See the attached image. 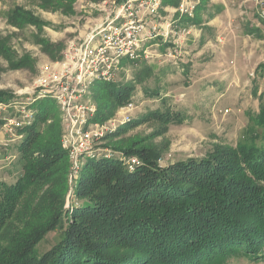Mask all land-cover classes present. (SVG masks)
<instances>
[{"label": "rangeland", "instance_id": "rangeland-1", "mask_svg": "<svg viewBox=\"0 0 264 264\" xmlns=\"http://www.w3.org/2000/svg\"><path fill=\"white\" fill-rule=\"evenodd\" d=\"M73 1L63 0L66 9L64 6L61 9L70 11L63 14L61 9L42 10L39 0H0V40L5 39L9 49L6 56L0 54V92L6 95L0 103L15 106L12 114L15 111H21L20 115L29 114L24 125L12 131V136L4 134L5 129L0 126V185L14 184L24 173L18 149L25 137L20 131L23 127L35 122L36 129L43 132L48 126H56L62 136L64 125L60 111L50 96L41 92L37 80L61 70L60 63L69 43L79 45L95 24L110 18L111 11L120 2ZM186 1L194 5L191 16L175 11L181 0H161L164 9L159 12L160 18L152 20L157 34L142 46V58L134 64L122 62L115 78L103 81L117 90L128 89L129 98L125 103L102 113L100 105L108 103L105 91L95 90L93 86L90 89L95 117L99 116L97 122H114L106 125L102 137L90 143V150L79 156L76 166L72 168L67 159L63 168V226L49 230L14 264H51L55 257L54 264H99L83 249L84 241L79 248L70 242L73 237L82 239V230L89 238L95 237L93 233L97 232V238L122 254L126 264H168L169 260L164 257H153L159 256L155 251L161 248L165 253H172L169 248H185L187 244L190 247L182 252V264L193 261L209 264L214 254L227 247L223 246L227 241L242 239L246 245L255 231L264 235V210L248 221L252 212L246 207L254 203L251 185L262 187L256 180L264 174L258 173L262 166L255 167L249 161L243 163L237 151L240 145L258 148L264 143V126L258 119L264 113V0ZM16 7L31 12L45 25L24 23L21 28L11 25L7 17ZM41 38L60 44L55 59L44 53L38 43ZM23 56L27 58L25 64L15 68L16 58ZM48 98L51 110L43 120H37L35 104ZM128 102L133 104L132 109L121 115L120 107ZM246 156L251 160L252 156ZM101 159L117 161L121 169L131 175L113 186L101 184L95 171L86 168L87 162ZM131 159L135 162L128 165ZM197 161L200 162L196 164ZM252 162L264 163V160L259 158ZM194 168L201 171L200 176L192 174ZM82 173L89 179L93 177L92 185L101 186L91 187L90 191L86 183L79 187ZM206 175H211V185H205L210 181ZM119 179L123 177L119 175ZM132 182L137 183L136 186H130ZM175 184L188 190L186 194L194 188L190 184L198 187L203 184L207 191L228 193L233 204L235 200L242 206L240 215L244 226L238 230L206 216L204 210L191 211L190 216L197 214L201 221L199 224L189 221L187 234L178 230L171 231L170 237L165 236L169 233L166 228L163 236L156 235L155 249L141 243L143 233L139 231L145 227V221L137 223L131 218L139 217L141 211L145 216L152 215L151 208L165 202V196L177 197V189H172ZM26 190L19 194L20 200ZM87 202L93 206L88 209L90 213H75ZM108 203L119 207L118 211L108 210ZM19 204L21 201L6 216H10L7 222L14 226L12 216L19 212L21 219L23 212ZM125 215L129 218H124ZM198 232L201 233L199 244L197 238H191L192 233ZM2 234L0 254L4 230ZM62 236L65 242L61 253L56 247ZM179 237L187 239L186 244L180 245ZM262 238L251 243L249 257H229L223 264H264ZM208 241H213L216 248L212 253L203 254Z\"/></svg>", "mask_w": 264, "mask_h": 264}, {"label": "trees", "instance_id": "trees-1", "mask_svg": "<svg viewBox=\"0 0 264 264\" xmlns=\"http://www.w3.org/2000/svg\"><path fill=\"white\" fill-rule=\"evenodd\" d=\"M38 6L43 10L55 11L61 9L64 4L63 0H39ZM64 9H66L65 6ZM63 10L61 9L63 14H67L68 12H70H67L69 8H67V10ZM9 14L10 15H8L7 17L10 21L9 23L18 28H21L24 23H29L34 26L40 25L41 27L45 25V22H42V20H39V18L35 19L31 12L23 10L22 8L20 9L16 7L12 9ZM38 43L41 44V48L49 58L55 59L57 57L60 44H54L48 39L44 38L39 39ZM7 46L8 44L5 39L0 40L1 55H7V52L9 51ZM26 59L27 58L24 56L18 59L16 58V63H13V66L15 68L22 67L25 64L24 61ZM93 87L95 90L104 89L105 91L104 97L105 100L108 101V103L102 104L103 106L100 105V110L102 113H104L103 111L105 110H112L118 105L125 103V101L129 98L128 89H123L122 91L117 90L110 83L96 82ZM5 97V93L0 92V100L5 99ZM50 101L51 100L49 98L42 99L40 100V102L35 104V107L37 109V120H43L42 117L45 114H49V111L51 110ZM258 119L264 126V113H262L258 117ZM94 120L99 121V116L94 117ZM20 131L22 132V134H25L24 139L18 145V149L21 151L20 160L23 161L22 166L24 173L20 176L16 183L12 185H0V231L3 229L4 225L3 230L5 232V235L3 237L4 242L1 244L2 252L0 254V264H14L21 254L23 255V253H29L33 248V245L37 243L49 230H53L54 228H61L64 224L63 197L65 193V184L63 182V168L67 165L68 157L66 152L60 146V130L56 126H48L43 132H41L36 129V123L34 122L31 125L23 127ZM237 151L243 163L246 164V162L249 161V163H251V165L255 167L262 166L261 169L259 168L260 171H258V173H264V170H262V168L264 167L263 162H252L259 158L262 159V161L264 160V143H262V145L258 148L255 146L250 147L240 145L237 148ZM243 154L244 156H252L251 160L245 158ZM199 162L200 161H197L195 163L198 164ZM197 167L198 166H196V168ZM86 168L94 170L97 176L100 177V182L103 185L111 184L110 186H113L116 181H126L127 177L131 175L123 171L117 161H105L104 159H101L98 162L89 161L86 164ZM196 168L191 170L192 174L200 176L201 171L196 170ZM187 170L189 169H186L185 171ZM119 175L123 177L122 180L119 179ZM254 175L257 176L258 174H252V176ZM205 178L210 180L205 185H211V182L213 180L211 178V175H206ZM258 178L261 180H259ZM258 178L256 180L261 182L262 187L260 188L259 186H256L254 184L251 185V190L253 191V194L251 193V197H253L254 203H249L250 207L249 205L246 206L252 212V215L249 213V217L251 219H249L248 221L252 220V218L255 219L256 214L260 213L259 211L262 212L264 210V174ZM92 179L93 177L89 179L88 177H86V175L83 176L82 173L80 180L81 183L79 184V187L82 188L86 183V187L90 191L91 187L93 188L101 186L100 184H93L95 185L93 186L91 182ZM106 179H109V181H106ZM136 184L137 183L134 184L132 182L130 183V186H136ZM176 185L177 184L173 185L172 189H177V192L175 191V195L177 197L173 198L172 196H165V202H158L155 207L153 206L151 208V210L154 211L152 215L145 216L144 211H141V214L138 215L139 217L135 216L131 218L132 220H134V222L137 223L145 221V223L143 222L145 227L139 231L143 233L141 236V243H145L149 245L151 249H155L154 245H156V243L158 242V236L156 235L162 234L163 236V234L166 233V228L169 230V233L165 236L170 237L173 231L178 230L182 231V233L185 232V234H187L186 227H188L187 225L189 221H194L196 224H199V221H201L200 216L197 214L194 216H190L189 212L191 211L204 210V214H206V216L210 218H216L219 221L224 222L226 225H229L236 229H241L244 226L243 219L240 215L243 214L241 213L242 206L235 200V204H233L232 199L229 197L228 193L226 194L225 192L222 193L207 191L205 189L207 187H205V185L203 184L199 187L196 186V184H190V186H194V188L190 190L188 194H186L188 190L181 189ZM187 185L189 186V184H186L185 186ZM185 186L184 188H186ZM23 189L27 190L26 192H24V195L20 200L18 197L19 194L22 193ZM168 194H170L169 191ZM19 201H21V204H19L18 207L21 206L20 211L22 212L23 210V212L21 214V219L19 217V212L15 214V216H12L13 223H15L14 226V224H10V221L7 222L10 216L8 218H6V216L11 212V208L15 209L16 203ZM106 205L109 206L110 203ZM234 205L236 206V208L234 207ZM256 206L258 209L255 210L254 207ZM91 207L93 206H91V204L87 202L84 204L83 208H80L79 211L75 213L80 214L81 211H85L84 213H90L88 209H91ZM246 207L244 209H246ZM118 208L119 207L117 206L111 205L108 207V210L117 212ZM123 217L129 218L127 215ZM212 223L215 224L213 220ZM130 228L131 226L127 230H130ZM2 232H0V237L3 235ZM81 232L82 234H84L82 235V239L79 237H73V240L71 239L70 242L77 244V247L79 248L81 241H84L83 249L93 259L98 260L99 264H126V259L122 254H120L114 248L110 247L107 243L103 242V239L97 238L99 237V235H97V232L93 233L96 234V236L93 238H89V234L84 232L83 230ZM258 233V231H255V235L251 236L250 238L251 242L248 241L246 245H243L242 242L244 240L242 239L236 241H227V243H224L223 245L227 247L219 251L218 254H214L213 258L211 259L212 262L209 264H223L227 258L238 255L249 257V253H251V243H253L254 241L259 242L264 236H260V234ZM246 234L248 235V233ZM148 236H152L150 240L147 238ZM64 237H66L65 233ZM64 237L56 247V250L60 249L61 253L63 252V248L61 250V247L63 246L62 243L65 242ZM67 237L69 238V236ZM191 238H197L199 244L201 233H192ZM179 239L181 238L179 237ZM186 241L187 239H181L182 243L180 245L186 244ZM66 242L68 244L67 246H69L70 242L68 243V239L66 240ZM137 245L142 246V244L140 245L139 242H137ZM175 246L178 245L175 244ZM186 247L169 248L173 250L172 253H165L161 251V248H159L155 251V254L159 256L153 257H164L165 260H169L168 264H182L184 262L182 258V252L186 251ZM189 247L190 246H188L187 248ZM203 248H206V250L202 251L203 254L208 251L212 253L216 248V244H214L213 241H208L206 246H204ZM176 249H178V251ZM56 259L57 257L52 260L51 264H54ZM42 262L43 261H40V263ZM195 262L196 261H193L191 264H197Z\"/></svg>", "mask_w": 264, "mask_h": 264}, {"label": "built area", "instance_id": "built-area-1", "mask_svg": "<svg viewBox=\"0 0 264 264\" xmlns=\"http://www.w3.org/2000/svg\"><path fill=\"white\" fill-rule=\"evenodd\" d=\"M118 3L110 18L95 24L79 45L69 43L60 63L61 70L40 76L36 82L60 111L64 125L60 146L72 168L79 156L90 150V143L106 132V125L114 122L93 121L96 110L89 97L90 89L96 82L112 81L122 68V62L134 64L142 58V46L157 34L152 20L160 18L159 12L164 9L161 0H120ZM193 7L181 0L175 11L191 16ZM132 107L128 102L120 107L119 113L126 114ZM13 108L16 107L0 103V126L9 136L29 118L28 113L20 115L21 111L12 114ZM129 162L135 160H129L128 165Z\"/></svg>", "mask_w": 264, "mask_h": 264}, {"label": "crops", "instance_id": "crops-1", "mask_svg": "<svg viewBox=\"0 0 264 264\" xmlns=\"http://www.w3.org/2000/svg\"><path fill=\"white\" fill-rule=\"evenodd\" d=\"M76 1H79V0H74L73 3H76ZM24 8V7H23ZM25 9V8H24ZM73 10H75V8L73 7L72 8ZM43 10V9H42Z\"/></svg>", "mask_w": 264, "mask_h": 264}]
</instances>
